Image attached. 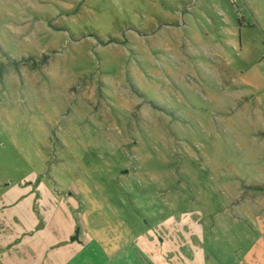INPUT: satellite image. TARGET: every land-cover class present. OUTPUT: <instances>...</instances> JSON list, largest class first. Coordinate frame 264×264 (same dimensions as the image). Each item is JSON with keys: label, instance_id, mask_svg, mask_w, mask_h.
Returning a JSON list of instances; mask_svg holds the SVG:
<instances>
[{"label": "rangeland", "instance_id": "1", "mask_svg": "<svg viewBox=\"0 0 264 264\" xmlns=\"http://www.w3.org/2000/svg\"><path fill=\"white\" fill-rule=\"evenodd\" d=\"M74 248L264 264V0H0V264Z\"/></svg>", "mask_w": 264, "mask_h": 264}, {"label": "crops", "instance_id": "2", "mask_svg": "<svg viewBox=\"0 0 264 264\" xmlns=\"http://www.w3.org/2000/svg\"><path fill=\"white\" fill-rule=\"evenodd\" d=\"M13 223V222H12ZM18 226V225H17ZM14 237H17V236H14ZM15 239V238H14ZM72 251L76 253H74L73 255H71L70 257H68L69 255H67L66 258H64V262H61L60 264H94L95 263V260L93 258H91V263L89 261L85 262L83 260V257H81V259H78V257H75L77 256L78 252H79V248H74V249H71V254H72ZM3 252V251H2ZM83 256V255H82ZM72 262V263H69V262ZM201 264V263H200ZM222 264H231L228 262V260L226 258H224V261H222Z\"/></svg>", "mask_w": 264, "mask_h": 264}, {"label": "water", "instance_id": "3", "mask_svg": "<svg viewBox=\"0 0 264 264\" xmlns=\"http://www.w3.org/2000/svg\"><path fill=\"white\" fill-rule=\"evenodd\" d=\"M79 232H80V228H77L76 230V234L72 236V239H78L79 238Z\"/></svg>", "mask_w": 264, "mask_h": 264}]
</instances>
